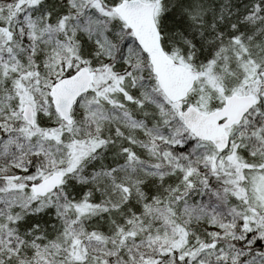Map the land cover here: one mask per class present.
I'll list each match as a JSON object with an SVG mask.
<instances>
[{
	"label": "snow or ice",
	"instance_id": "obj_1",
	"mask_svg": "<svg viewBox=\"0 0 264 264\" xmlns=\"http://www.w3.org/2000/svg\"><path fill=\"white\" fill-rule=\"evenodd\" d=\"M0 264H264V0H0Z\"/></svg>",
	"mask_w": 264,
	"mask_h": 264
}]
</instances>
